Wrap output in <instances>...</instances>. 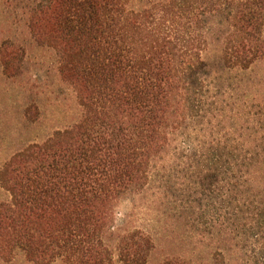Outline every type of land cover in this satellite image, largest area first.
Here are the masks:
<instances>
[{
	"label": "trees",
	"instance_id": "obj_1",
	"mask_svg": "<svg viewBox=\"0 0 264 264\" xmlns=\"http://www.w3.org/2000/svg\"><path fill=\"white\" fill-rule=\"evenodd\" d=\"M187 2H38L30 37L56 52L60 92L73 93L78 112L0 171L10 195L0 203L1 253L18 251L30 264H114L116 251L123 264H147L154 239L115 231L114 210L151 184L156 162L198 121L196 105H208L194 90L204 48L218 46L225 66L243 71L264 59V0L186 5L191 30L182 34L181 21L165 18ZM200 21L205 42L197 39ZM247 115L241 140L212 147L217 173L207 205L229 250L252 241L264 259V109ZM162 264L194 263L170 255Z\"/></svg>",
	"mask_w": 264,
	"mask_h": 264
},
{
	"label": "rangeland",
	"instance_id": "obj_2",
	"mask_svg": "<svg viewBox=\"0 0 264 264\" xmlns=\"http://www.w3.org/2000/svg\"><path fill=\"white\" fill-rule=\"evenodd\" d=\"M40 1L0 0V171L18 149L41 142L55 129L66 126V121L77 118L73 93L65 88L60 92L63 81L52 65L56 52L37 46L29 34L30 18ZM200 1L189 0L179 9L171 7L165 19L177 25L181 21L178 26L182 34L188 33L191 28L183 16L189 5ZM200 22L197 39L205 42L208 25ZM201 58L206 67L197 66L194 90L208 105H196L193 112L198 111L200 117L195 126L156 162L151 184L140 196H125L117 202L114 230L150 234L155 248L147 264H162L170 255L194 264L263 263L255 242H248L244 249L226 247L218 228L211 226L207 204L217 173L214 143L229 137L241 140V128L252 117L247 113L264 109V59L247 71L226 67L216 45L204 48ZM169 180L172 183L166 184ZM9 199L0 182V203ZM200 212L205 213L203 219ZM114 256V264H123L118 252L114 251ZM0 264L30 263L17 251L11 256L0 252Z\"/></svg>",
	"mask_w": 264,
	"mask_h": 264
}]
</instances>
